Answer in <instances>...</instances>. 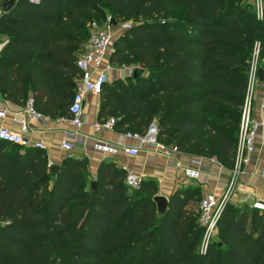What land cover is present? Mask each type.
Wrapping results in <instances>:
<instances>
[{"label":"trees","instance_id":"16d2710c","mask_svg":"<svg viewBox=\"0 0 264 264\" xmlns=\"http://www.w3.org/2000/svg\"><path fill=\"white\" fill-rule=\"evenodd\" d=\"M106 13L132 23L109 63L143 74L104 86L98 122L114 118L122 134L156 125L166 146L232 169L256 48L264 71V17L248 0H16L0 18V95L70 118L77 53ZM48 165L45 150L0 141V264H264V212L228 206L201 253L200 187L174 190L160 215L155 182L129 189L112 161L89 186L86 158Z\"/></svg>","mask_w":264,"mask_h":264},{"label":"built area","instance_id":"2783aa9c","mask_svg":"<svg viewBox=\"0 0 264 264\" xmlns=\"http://www.w3.org/2000/svg\"><path fill=\"white\" fill-rule=\"evenodd\" d=\"M30 4H39L42 0H26ZM253 5L256 9L257 17L263 19L264 4L263 0H254ZM132 23H124L116 30V26L109 24L100 27L92 22L89 28L92 34L88 42L83 46L81 53L78 54L76 66L80 72V78L76 81L75 92L69 108L70 118H62L59 121L69 123L75 133L67 136L61 143V149L68 157H77L78 150L73 139H77L84 125L85 101L88 95L101 97L103 88L110 82L109 72L113 65L109 63L110 52L116 35L124 30L131 28ZM0 45V49H1ZM124 70L123 80L132 77L135 68H122ZM259 48H256L250 66L247 83V96L244 101L241 122L239 127L238 143L236 147V161L231 169L228 179H220L210 192L205 194L199 203V225L203 229V235L199 250L204 253L213 243L218 234V223L225 209L232 205L235 207L248 204V206L260 212H264V202L251 197L248 202L247 197L240 199L236 197L239 190L242 177L246 173L251 158L258 154L264 155V96L258 98V91L261 82L258 78L259 71ZM25 112L32 119L49 120V118L37 113L33 108V100L30 99L25 105ZM7 118V109L0 107V121ZM116 120L110 118L105 122H97L94 125L96 132L113 131ZM31 130L29 123L23 121L20 123V130L14 131L4 126L0 127V141L7 144L18 146L22 149L35 148L45 150V145L41 141H33L30 137ZM79 139V138H78ZM127 141H135L137 145ZM93 149L112 159L119 153H123L130 159H137L143 151H153L159 155L174 159L181 155L175 147H168L159 139V131L156 125H153L145 134L127 133L123 135V140L118 144L97 142ZM213 163L217 161L209 159ZM201 161L198 158L191 160L189 165H184L180 161L175 162V167L183 172L186 183L195 182L200 184V177L203 174L199 169ZM50 168L55 163L49 161ZM126 174L125 183L129 189H138L142 183L140 176L129 165H121ZM250 175L264 178V160L259 167L258 172L253 171ZM209 176L205 174L201 179L202 186L208 185Z\"/></svg>","mask_w":264,"mask_h":264},{"label":"crops","instance_id":"0c3cea01","mask_svg":"<svg viewBox=\"0 0 264 264\" xmlns=\"http://www.w3.org/2000/svg\"><path fill=\"white\" fill-rule=\"evenodd\" d=\"M2 4H0V6ZM3 14L4 12L0 8V18ZM88 26L89 25H87V28H89ZM118 36L119 35H116L115 39ZM6 43L7 41L0 36V45H2L0 52ZM83 46L84 45L79 49L77 56L81 53ZM115 68L117 71L112 80L123 79L124 70L117 66H115ZM263 96L264 83H261L259 86L258 98L260 99ZM100 102V97L93 95L87 96L85 101L84 125L78 135L79 139H73L79 152L76 158H86L88 160L89 173L92 176V181H95L98 167L103 161H112L118 166L129 165L142 180L154 181L159 190L158 195H163L167 198H169L171 193L176 189L194 187H200L203 197L212 190L220 179L225 180L229 178L231 169H226L218 163H213L209 159L198 158L201 161L199 169L203 172L200 177V184L203 176L207 174L209 176L208 185L202 186L197 184L196 181L186 183L183 172L175 167V162L180 161L184 165H189L191 160L197 157H191L184 154H181L174 159H167L153 151H143L137 159H130L123 153H119L117 157L112 159L101 155L93 149L97 142L102 141L110 144H118L123 140L124 134L117 132L115 129L113 131H95L94 125L98 122ZM0 107L7 109V118L4 121H0V127L4 126L8 129L19 131L20 123L27 121L31 130L29 137L33 141H41L44 143L45 152L49 161L58 165L65 157H67L66 153L61 149V143L67 136L75 133V129L69 123H62L59 121L60 119L42 121L32 119L25 112V105L11 103L2 95H0ZM127 142L137 145L135 141ZM262 160H264V155L256 154L251 158L250 164L246 168V173L242 177L239 190L236 193L237 198L241 196L240 199L244 197L246 199L247 197V201L249 202L251 197L255 196L257 199L264 202V178L259 176L253 177L250 175L253 171L258 172ZM244 205L248 206V204Z\"/></svg>","mask_w":264,"mask_h":264},{"label":"water","instance_id":"95a60500","mask_svg":"<svg viewBox=\"0 0 264 264\" xmlns=\"http://www.w3.org/2000/svg\"><path fill=\"white\" fill-rule=\"evenodd\" d=\"M15 4H16V0H10L8 2L3 3L0 6V8L4 13H6L10 9H12ZM142 74H143V70L140 68H136L134 71L133 77L136 79L140 77ZM258 78L261 83H264V71L262 69H259L258 71ZM57 169L58 167L52 168L53 171H57ZM95 185H96L95 182L91 184L92 189H94ZM153 200L157 204L158 214L164 215L169 205V199L166 196L157 195L156 197H154Z\"/></svg>","mask_w":264,"mask_h":264},{"label":"rangeland","instance_id":"374dc122","mask_svg":"<svg viewBox=\"0 0 264 264\" xmlns=\"http://www.w3.org/2000/svg\"><path fill=\"white\" fill-rule=\"evenodd\" d=\"M248 1L253 3L254 0H252V1L251 0H248ZM263 4H264V0H263ZM94 22L97 23L99 26L104 27V28L106 26H108L109 24H113V25H115L117 27L116 30H118L120 28V26L122 24H124V22H121L118 18L113 17L109 13H106V15H105V17L103 19H101V20L95 19ZM88 31H89V38H90V36H91V34L93 32H92V30L90 28H88ZM89 38H88V40H89ZM116 71L117 70H116L115 66H113L111 68L110 72H109V79H110V81L116 75ZM91 180H92V176H91L90 173H88V186H89V183H90ZM213 243H219V239L216 237L215 240L213 241Z\"/></svg>","mask_w":264,"mask_h":264}]
</instances>
